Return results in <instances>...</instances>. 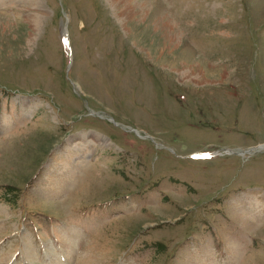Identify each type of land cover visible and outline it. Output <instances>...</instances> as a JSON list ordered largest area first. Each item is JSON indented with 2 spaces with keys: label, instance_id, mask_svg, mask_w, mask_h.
Listing matches in <instances>:
<instances>
[{
  "label": "rangeland",
  "instance_id": "374dc122",
  "mask_svg": "<svg viewBox=\"0 0 264 264\" xmlns=\"http://www.w3.org/2000/svg\"><path fill=\"white\" fill-rule=\"evenodd\" d=\"M262 146L264 0H0V264H264Z\"/></svg>",
  "mask_w": 264,
  "mask_h": 264
},
{
  "label": "bare ground",
  "instance_id": "6f19581e",
  "mask_svg": "<svg viewBox=\"0 0 264 264\" xmlns=\"http://www.w3.org/2000/svg\"><path fill=\"white\" fill-rule=\"evenodd\" d=\"M65 254H68V253H65ZM74 256H75V258H74V260H75L76 259V255H74ZM64 257H65V255H64ZM74 260H73V262H74ZM68 261H70V260H68ZM60 262L63 263V264H66L62 260H59V259L57 260L56 263L59 264Z\"/></svg>",
  "mask_w": 264,
  "mask_h": 264
},
{
  "label": "water",
  "instance_id": "95a60500",
  "mask_svg": "<svg viewBox=\"0 0 264 264\" xmlns=\"http://www.w3.org/2000/svg\"><path fill=\"white\" fill-rule=\"evenodd\" d=\"M262 147H264V146H262Z\"/></svg>",
  "mask_w": 264,
  "mask_h": 264
}]
</instances>
